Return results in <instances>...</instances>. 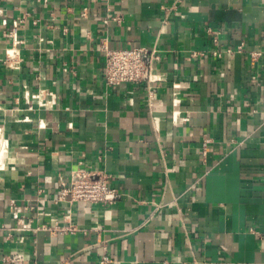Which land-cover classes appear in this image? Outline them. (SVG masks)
<instances>
[{
    "label": "crops",
    "instance_id": "obj_1",
    "mask_svg": "<svg viewBox=\"0 0 264 264\" xmlns=\"http://www.w3.org/2000/svg\"><path fill=\"white\" fill-rule=\"evenodd\" d=\"M104 46L162 80L109 85ZM0 164V264H264V0H0ZM80 165L120 198H59Z\"/></svg>",
    "mask_w": 264,
    "mask_h": 264
},
{
    "label": "built area",
    "instance_id": "obj_2",
    "mask_svg": "<svg viewBox=\"0 0 264 264\" xmlns=\"http://www.w3.org/2000/svg\"><path fill=\"white\" fill-rule=\"evenodd\" d=\"M86 14V11L84 12ZM11 31L12 36L17 41L16 26ZM104 79L109 85H120L126 82L145 83L150 93L162 80V76L157 71V65L162 59V53L156 47L136 46L129 48H109L104 46ZM18 54L14 48L10 53L11 56ZM258 54V53H257ZM50 99H45V93L40 92L37 97L40 105L47 106L56 101L57 95L50 92ZM150 107L153 111L159 110L157 102H151ZM4 168V164H0ZM59 198L72 201L98 202L104 204H113L121 196V192L116 187L108 184V174L102 169H92L84 165L78 166L72 171L71 179L66 185L61 182ZM20 207L14 202L10 204V210L13 216L20 223L19 228L28 227L19 214ZM52 233H73L78 230L75 223L68 221L63 225L54 224L48 227ZM38 230V228H34ZM2 261L5 264H22L24 261L22 253L3 255ZM113 258L104 253L100 258V264H112Z\"/></svg>",
    "mask_w": 264,
    "mask_h": 264
}]
</instances>
